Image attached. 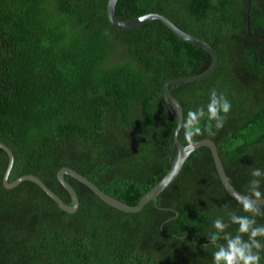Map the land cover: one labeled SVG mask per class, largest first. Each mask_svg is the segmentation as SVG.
<instances>
[{
	"label": "trees",
	"instance_id": "1",
	"mask_svg": "<svg viewBox=\"0 0 264 264\" xmlns=\"http://www.w3.org/2000/svg\"><path fill=\"white\" fill-rule=\"evenodd\" d=\"M249 1L250 35L246 0H117L115 7L119 21L163 15L214 49L218 64L210 76L169 90L185 116L206 106L213 88L230 101L223 128L195 140L215 143L242 195L251 169L264 170V0ZM106 4L0 0V143L14 158L8 182L33 175L66 204L70 197L56 177L63 167L136 205L176 154L164 83L201 74L212 62L157 20L130 31L111 27ZM178 139L186 145L182 133ZM7 161L0 149V264H212L215 249L204 247L211 221L224 216L227 223L229 211L245 215L207 147L188 157L156 204L134 214L109 207L69 176L79 200L73 214L32 182L7 190ZM256 220L264 225V216Z\"/></svg>",
	"mask_w": 264,
	"mask_h": 264
},
{
	"label": "water",
	"instance_id": "2",
	"mask_svg": "<svg viewBox=\"0 0 264 264\" xmlns=\"http://www.w3.org/2000/svg\"><path fill=\"white\" fill-rule=\"evenodd\" d=\"M246 2H247V9H246L247 34L250 35L249 11H250L251 3L249 0H246ZM116 3H117V0H107V4H106L105 15L111 27L117 30H120V31H130V30L138 28L139 26H141L142 24L148 21L157 20L161 22L164 26H166L178 38V40L184 41L196 47H200L212 59V62L209 68L203 73L198 74V75H193V76H186V77L171 79L165 82L162 87L163 98H164L165 104L174 112L175 118H176V127L174 129V134H173V145L176 148V154H175V157L172 161V164L169 170L157 182L156 185H154L147 193H145L141 197V199L136 205L131 206L106 194L104 191L99 189L95 184H93L90 180L80 175L76 171L70 168L63 167L60 170H58L56 177H57L58 183L67 191L70 197L71 203L66 204L54 192H52L40 179H38L37 177L33 175H23L17 178L16 180H14L13 182H8V177H9L10 171L13 166L14 158L9 148L6 147L4 144L0 143V149L6 153L7 159H8L6 169L2 177V186L5 189L10 190L18 186L23 181L32 182L36 184L54 203H56V205L62 211H64L67 214H73L78 209L79 200H78V196L75 190L65 180V176H69L75 179L76 181H78L79 183L88 187L103 203H105L109 207L114 208L124 213L134 214V213H138L139 211H141L143 207L149 202H153L154 204H156L158 200V196L175 180V178L177 177L178 173L180 172L181 168L183 167L188 157L198 148L207 147L211 152L213 163H214L217 175L219 177V180L223 188L225 189L227 194L232 199L238 202V199L242 194L236 191L229 183L224 167L219 158L215 143L210 139H201L199 141H196L194 146L189 147L187 145H183L179 141L178 137H179L180 131L177 125L179 124L181 120V115H183V110H182L180 103L170 93V90H169L171 85H179V84L196 82V81H200L210 76L216 70L217 64H218V58H217V55L214 49L206 41L194 35H191L189 33L182 31L177 26H175L169 19H167L166 17L158 13H147L142 16L130 19V20L119 21L115 17Z\"/></svg>",
	"mask_w": 264,
	"mask_h": 264
},
{
	"label": "clouds",
	"instance_id": "3",
	"mask_svg": "<svg viewBox=\"0 0 264 264\" xmlns=\"http://www.w3.org/2000/svg\"><path fill=\"white\" fill-rule=\"evenodd\" d=\"M230 110L231 103L226 96L218 94L215 88L211 89L206 106L190 109L186 116L181 115L177 127L183 134L186 145L194 146L195 138L205 133L214 136L216 132L213 129L223 128ZM250 176L246 192L238 199L245 215L229 211L227 223L224 216L211 221L212 230L206 236L208 244L204 247L215 249L212 264H260L261 252H264V225H258L256 217L264 216V191L261 190L264 170L253 168ZM224 207L227 208V205ZM230 225L237 226L235 234L227 231Z\"/></svg>",
	"mask_w": 264,
	"mask_h": 264
}]
</instances>
